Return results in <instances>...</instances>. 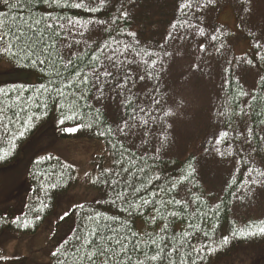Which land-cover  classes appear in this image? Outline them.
<instances>
[{
    "label": "trees",
    "instance_id": "obj_1",
    "mask_svg": "<svg viewBox=\"0 0 264 264\" xmlns=\"http://www.w3.org/2000/svg\"><path fill=\"white\" fill-rule=\"evenodd\" d=\"M236 1L214 0L211 5L197 8V4L205 5L207 0H124L118 10L104 16L107 36L102 40L112 48L117 46L114 40L130 44L138 40L139 44L128 53L129 57L136 51L154 53L151 57L135 56L139 63L132 66L137 77L145 75L148 69L143 61L150 63L151 59L159 58L162 68L158 66L153 77L146 79L154 83L160 82L170 71L173 57L178 55L173 51L175 45L161 42H178L180 48L187 47V53L193 60H183L185 68L182 74H196L195 83L200 84L201 90L211 99L212 123L216 122L228 134L243 130L249 144L258 150L264 135V83L260 79L264 77V60L254 56L257 52L255 41L240 30L242 15L234 14L238 22L235 32L224 28L219 21L224 8L233 12L237 10L241 3ZM182 4L192 6L181 8ZM25 5L21 11L0 4V11L6 13V17L0 19L7 25L2 32H16L24 27L16 17L22 16L23 21L31 22L41 20L39 28L48 47L39 55L44 64H33L23 58L20 51L23 45L14 48L18 53L16 56L8 52L0 54V64H7L16 72L37 75L35 84L0 82V89L8 92L7 95L0 92V155L8 153L0 160V171L13 167L17 170L21 158L30 149L32 139L47 122L54 123L61 139L97 141L103 145V152L96 161L83 168L54 153H42L31 159L27 166L25 189L21 195L18 194L19 202L0 208V264H30L27 257L13 256L5 250L6 236L29 238L41 232L59 209L60 200L79 186L82 176L86 177L85 189L96 192L99 198L74 206L65 219L56 223V228L65 224L69 226L67 231L59 234L56 230L52 235L48 244L50 264H102L103 257L97 256L94 262H90L88 254L103 247H109V255L112 256L107 264H221L243 245H264V234L259 232L264 227V211L260 217L235 218L232 215L235 198L249 179L246 167L250 158L242 157L237 148L238 170L212 197L199 181L193 152L177 157L147 152L146 145L144 148L139 145L136 149L129 146L118 136L106 112L95 105V91L91 84H82L81 78L74 75L92 63L94 51L100 55L101 49L104 52L110 49L96 41L76 52L79 58L74 54L65 56L61 38L53 31L44 30L47 21L42 18L63 17L85 23L101 10L88 12L71 6H50L43 0H25ZM133 7L141 13L131 15L129 11ZM201 11L207 15L203 17ZM122 12H127L126 18L121 17ZM210 13L215 18L208 31L204 27ZM113 18H118L115 24L111 23ZM121 30L122 35L119 34ZM201 30L203 36L200 35ZM24 31L26 38L38 39L27 28ZM129 32L136 35L129 36ZM169 34L183 38L171 39ZM195 35L197 38L193 41ZM213 35L219 39L213 40ZM230 36L233 39L239 37V40L229 41ZM239 41L245 48L236 53L235 45L238 46ZM53 43L56 47H51ZM201 43L205 46L204 51H200ZM34 47L40 48L39 45ZM119 47L123 50V44ZM164 51L170 55L164 56ZM259 51L264 55V48ZM32 59L37 57L34 55ZM69 59L72 65L66 68ZM120 59L124 57L120 56ZM248 60H253V63H247ZM244 69L253 74V87L248 88L240 79L239 74ZM57 88L64 92L63 96L58 95ZM134 94L138 96L135 91ZM119 97L124 100V97ZM137 102L132 107L123 106L124 117L137 107ZM65 116H74L75 119L66 120L62 125L60 121ZM65 127H75L77 131L65 132ZM21 132L24 133L22 136ZM233 149H236L235 144ZM105 169L110 171L105 172ZM117 193L126 194V201L117 199ZM143 200L149 203L145 205ZM176 200L181 203L176 204ZM137 204L140 206L136 207ZM241 231L255 234L240 236ZM224 237H228L226 245L221 243ZM117 240L121 244H117ZM121 245L126 246L125 252L120 251ZM205 245L216 250L211 254L207 248L200 254L193 251V247ZM57 249L60 254L53 256ZM113 252L120 254L112 255ZM153 255L158 256L156 261L150 259Z\"/></svg>",
    "mask_w": 264,
    "mask_h": 264
},
{
    "label": "rangeland",
    "instance_id": "obj_2",
    "mask_svg": "<svg viewBox=\"0 0 264 264\" xmlns=\"http://www.w3.org/2000/svg\"><path fill=\"white\" fill-rule=\"evenodd\" d=\"M123 1L105 0V6L92 20L98 18L105 20L104 16L118 10ZM84 2L87 4L89 0H84ZM234 2L237 1L231 0V3ZM240 3L235 12L230 8H224L220 12L219 21L224 28L228 27L235 32L238 22L236 23L234 14L242 15L239 22L240 30L251 36L255 43H257V37L261 38V43H264V0H240ZM99 4L100 0H95L93 6H99ZM129 13L133 16L139 15L141 10L133 7ZM201 14L204 17L207 12L201 11ZM214 18L213 13L208 15L207 24L204 27L206 30L209 31V25L212 26ZM81 25H88L79 28V31L83 32V36L64 33L67 39H64L63 43L72 45L71 48L62 47L65 56L75 54L96 41L102 45L105 44V40L102 39L107 36L104 31L107 25L97 26L89 24V21L81 23ZM196 38L197 35L194 36L193 41ZM238 38L233 39L230 36L228 40L238 41ZM77 40L83 41V43L76 44L75 41ZM166 42L167 40L161 43L175 45L173 51L178 54L173 57L174 62L170 71L158 83L147 80L140 84L137 79V87L132 89L133 93L135 91L139 97L137 105L145 107L148 112V115L138 113V119L141 122L144 119L149 121L147 128L140 129L138 135L128 136L127 139L122 134L117 133L118 136L135 149L139 145H143V148L146 145L145 151L148 152L149 150L154 154L161 152L164 155L178 157L193 152L196 155V170L199 181L205 192L212 197L223 189L226 181L234 177L236 170H238L239 156L236 153L238 148L242 157L250 158L247 161L246 169L248 173L251 171V176L249 175L246 184L235 198L232 215L235 218L260 217L264 211V178L257 177L260 182L255 184L249 181L256 176L257 171L264 172V135L258 150L249 144L244 131L240 129L235 133L229 132L223 144L215 145V138L223 131L216 122L215 124L212 123L210 118L209 103H211V99L206 92L201 90L203 89L200 87L201 85L195 83L194 75L196 74H182V70L185 68L183 60L188 62L193 60V57L187 53V47L182 46V49L178 42L171 44ZM242 43L240 42L238 46L235 45L236 53L242 52L245 48ZM173 69L174 71H171ZM239 75L248 88L254 86L253 74L244 69V72ZM183 77L187 79L183 80ZM10 81L35 84L37 75L33 72H16L9 65L0 64V82ZM153 97L160 101L159 106L152 103ZM94 101L96 106L101 107L106 112L115 131L118 126H123L122 118L127 119L124 117L123 99H120L113 92L103 103H97L95 93ZM164 112H170L171 115L165 117ZM145 132L150 133V135H145ZM83 141L85 140L61 139L54 123L47 122L44 124L32 139L30 149L21 158L17 170L13 167L9 170L0 171V208L16 205L19 202L20 196L18 194L21 195L25 189L27 166L31 159L42 153L57 154L78 168H83L89 162L96 161L95 159L103 152V145L97 141ZM234 144L236 149H233ZM217 147L220 148V152L216 151ZM225 150L231 155L222 156L220 153ZM85 183L86 177L82 176L81 181L79 180V186L60 200L59 209H56L52 220H49L37 235L29 238L6 236L5 250L13 256L27 257L30 264H50L49 241L56 230L61 234L67 231L69 226L65 224L56 228V223L60 217L74 206L99 198L96 192L85 189ZM221 264H264V245H243Z\"/></svg>",
    "mask_w": 264,
    "mask_h": 264
},
{
    "label": "snow or ice",
    "instance_id": "obj_3",
    "mask_svg": "<svg viewBox=\"0 0 264 264\" xmlns=\"http://www.w3.org/2000/svg\"><path fill=\"white\" fill-rule=\"evenodd\" d=\"M43 2L47 5L50 6H56V7H62V6H71L77 9H84L85 11L88 12H99L102 7L105 6V0H100L99 6H93L95 0H89V2L86 4L84 0H43ZM214 3V0H207V4L201 5L197 4V8L201 7H206L208 5H211ZM0 4H3L7 6L9 9H21L26 6L25 5V0H0ZM191 4H182L180 5L181 8L185 7H191ZM127 12H122L121 17L126 18L127 17ZM0 17H6V13L0 11ZM15 19H20L24 25L23 28H18L16 32H12L11 30L8 33H3L2 28L6 27L7 25L4 23L3 19H0V46H3L0 48V54L3 52H8L11 53L12 56H16L18 53L14 51V48L17 45H23L20 49L21 53H23V58L27 60H31L33 64L39 63V64H44V60L39 59V55H42L44 50L48 47V45L45 43V38L43 36V33L41 32L39 28V24L41 23V20H37L34 22L31 21H23V17H16ZM118 18H113L111 23L115 24L117 22ZM42 20H46L47 23H45V31H53L54 34L57 37L61 38V47H68L71 48V44L65 45L63 43L64 39H67L66 36H64V33L68 34H79L83 36V32L79 31L80 27H87L88 25H81V22L79 20H73L71 18H63V17H47V18H42ZM107 21L100 20V19H95L90 20L89 24H95L97 26H103L106 25ZM173 27H176L173 25ZM24 28H27L29 31L33 33V36L38 37V39L33 40L32 38H26L25 37V31ZM56 29H59V31H55ZM106 30V29H105ZM119 34H124L123 31L121 30ZM129 36H135V33L129 32L127 33ZM200 35L203 36L204 32L203 30L200 31ZM169 37L171 39H182L183 37L180 36H174L173 34H169ZM213 40L219 39V37L213 35L212 36ZM76 44L83 43V41L77 40L75 41ZM114 43L117 45L115 48H112L111 45L105 44L104 47L110 49L109 52H104L103 49L100 51V55H96L95 51L91 55V61L92 63L90 65H85V69L81 71H76L74 73L76 78H81V83L84 85H89L91 84L92 89L96 93V101L97 103H103L106 99L110 97L111 93H116L118 96L124 97L123 100V105L125 108L127 107H132L133 104L135 103L136 100L139 99L138 96H135L133 93L132 89L134 87H137V79L143 84L146 79H150L153 77V73L156 72L158 66L162 68V64L159 60L157 59H151L150 63L148 60H144L143 63L146 65V68L148 69L146 71L145 75H139L138 77L134 74V69L133 65H137L139 62L135 59V56H153L155 55L154 53H148V52H143L141 53L140 51H136L132 57L128 56V53L132 51L136 46L139 44V41L137 40L135 44H130V43H125L123 41L119 40H114ZM123 44V50L120 49L119 45ZM34 45H39L40 48L37 50ZM51 47H56V44L53 43ZM99 47V45H97ZM163 48V46H161ZM254 47L257 49V52L254 53V56L264 60V55H262L259 51L260 48H264V43H261V38L257 37V43L254 45ZM205 46L201 43L200 44V51H204ZM219 51V49H217ZM36 56L37 59H32L33 56ZM74 55H77L79 58V54L75 53ZM164 56L170 55L167 51H164L163 53ZM120 56H123L124 59H120ZM101 57L103 59H101ZM63 59V58H62ZM247 63L252 64L253 60H248ZM72 65V60L69 59L67 60L65 67H69ZM261 82L264 83V77H261ZM69 85H65L67 87ZM44 88V86H41ZM155 90V89H154ZM47 91V89H45ZM58 95L63 96L64 92L57 88L56 89ZM0 92L4 93L5 95L8 94L7 91L4 89H0ZM152 103L156 106H159L160 101L156 99L155 97L152 98ZM138 109V111H137ZM138 113H144L145 115H148V112L146 111L145 107H140L137 105L136 108H133V111L128 114L127 119L122 118L123 120V126H118L116 129V132L119 134H122L125 138L131 135H138L140 129L142 128H147V125L149 121L147 119H144L142 122L138 119ZM163 115L165 117L171 115L170 112H164ZM32 117H29V120H31ZM75 119L74 116H65L63 119H61L60 123L63 125L66 120H72ZM25 125H27V121L24 122ZM65 132H76L77 128L75 127H65L63 129ZM251 132L252 130L249 129ZM24 133L21 132L20 135L22 136ZM103 135V133H101ZM145 135H150V133L145 132ZM228 137V133L226 131L221 132L219 136L215 138V145L219 146L224 143L226 138ZM207 151V150H206ZM217 152H220V148H216ZM222 156L225 155H231L230 152L225 150L224 152L220 153ZM8 153H4L3 155H0V160H3ZM105 172L110 171L109 169H105ZM127 171V170H125ZM249 175L251 176V171L249 172ZM257 177L264 178V172H256V176L252 177L251 180L249 181L250 183H258L260 181L257 180ZM115 183V181H114ZM55 187V185H53ZM135 191L139 192L140 189H136ZM117 199L120 200H125L127 199L126 194L122 193H117L116 195ZM176 204H180L181 201L176 200L174 201ZM143 204H148V200H143ZM140 205L137 204L136 207H139ZM82 207V206H81ZM131 207V205H130ZM69 213L66 211L64 214L60 217L61 220L65 219ZM99 216V213L96 214ZM175 215V213H173ZM38 218V217H37ZM89 219H93V217H89ZM260 234H264V227H261L259 229ZM236 233H234L235 235ZM255 233L252 232H245L241 231L239 233L240 236H247V235H254ZM188 233H185V236H187ZM207 235V233H205ZM228 237H224L223 240L221 241L222 244L226 245L228 244ZM117 244H121V241L117 240ZM205 248H207L208 254H211L213 251L216 249L209 246H201L200 248H195L193 247V251H196L198 254L204 253ZM121 252L126 251V246L121 245ZM163 251V249H161ZM110 248L109 247H103V248H97L95 252L89 253L88 254V260L90 262H94L97 256L103 257L102 264H107L109 260H111L112 256L109 255ZM60 254V250L57 249V251H54L52 253L53 256H58ZM120 253L113 252L112 255H119ZM130 259V258H129ZM152 261H156L158 259L157 255H153L150 258ZM143 264V262H141Z\"/></svg>",
    "mask_w": 264,
    "mask_h": 264
}]
</instances>
